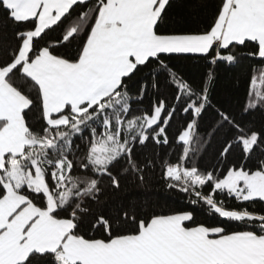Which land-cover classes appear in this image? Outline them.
I'll use <instances>...</instances> for the list:
<instances>
[{
  "label": "snow or ice",
  "instance_id": "1",
  "mask_svg": "<svg viewBox=\"0 0 264 264\" xmlns=\"http://www.w3.org/2000/svg\"><path fill=\"white\" fill-rule=\"evenodd\" d=\"M171 7L172 0H0V27L11 25L15 41L0 40V264H264V209L255 210L264 205V126L216 108L207 87L194 89L167 62L173 54L211 65L250 59L243 112L264 111V0H219L198 32L161 31ZM145 69L154 89L167 74L172 104L157 96L144 105ZM178 113L185 119L170 139ZM221 132L216 163L202 168ZM149 143L180 153L175 161L137 160ZM234 148L239 157L230 163ZM157 159L160 179L189 207L142 215L121 205L105 214L104 181L112 190L127 177L143 184ZM197 207L215 222H197Z\"/></svg>",
  "mask_w": 264,
  "mask_h": 264
},
{
  "label": "trees",
  "instance_id": "2",
  "mask_svg": "<svg viewBox=\"0 0 264 264\" xmlns=\"http://www.w3.org/2000/svg\"><path fill=\"white\" fill-rule=\"evenodd\" d=\"M219 0H172V7L168 11L164 27L161 31H186L198 32L207 27L216 11ZM5 13L0 11V24L4 20ZM61 33L59 31L51 33L46 39H56ZM0 40L14 43L12 26L7 29L0 27ZM74 48V46H73ZM64 51V49H61ZM169 67L178 77L189 83L194 89L199 90L207 87L212 104L216 108H221L233 114L238 120L244 123H251L257 129L264 126V111L257 110L251 114L243 112V106L246 103L248 86L250 80V66L254 63L250 59H242L239 63L228 65L218 62L211 65L207 60L195 57L193 55H175L168 59ZM212 72L214 78L208 80V73ZM167 74H158V88L154 89L152 77L149 69H145L138 79L149 82V94L145 97L144 105H148L157 96L166 98L169 104L173 103V97L176 89L167 78ZM136 87L132 88L133 92L137 91ZM215 118L214 110L209 111L201 121V131L206 128ZM185 117L177 114L168 129L169 138L177 131ZM224 140L223 132L210 138L207 150L203 152L202 158L199 159L200 166L207 167L216 163V155L221 150ZM180 153V149L173 145L172 147H157L149 143L144 148L136 150V159L143 162L145 158L159 157L171 158L175 161ZM239 149L234 148L228 157L229 162H237ZM105 188L102 196L103 211L105 214L114 213L121 205L134 208L142 215L150 213H170L188 208L186 198L177 192L166 188L164 182L160 179L159 160H156L155 166L150 167L146 173L145 183L141 184L134 181L131 177L121 180L119 190H112L107 187L108 181H104ZM228 207H238L234 199L226 200ZM264 209V205L257 204L256 211ZM197 222L211 224L215 222V217L204 208L192 209ZM251 210V209H250Z\"/></svg>",
  "mask_w": 264,
  "mask_h": 264
}]
</instances>
